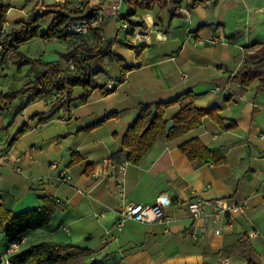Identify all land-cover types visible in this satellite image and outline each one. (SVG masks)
<instances>
[{
	"label": "crops",
	"instance_id": "crops-1",
	"mask_svg": "<svg viewBox=\"0 0 264 264\" xmlns=\"http://www.w3.org/2000/svg\"><path fill=\"white\" fill-rule=\"evenodd\" d=\"M66 1L99 4L106 20L103 38L135 67L119 81L117 64L100 62L97 68L105 73L96 81L105 88L111 84L113 90L102 95L98 87L85 103L79 101L82 91L75 87L70 102L57 104L58 92L30 103H26L29 94L18 95L7 111L0 112V204L20 211L43 205L42 196L56 202L49 225L26 233L21 246L71 242L87 249L90 261L104 264H220L221 259L226 264H264V89L255 92L258 80L243 86L228 79L244 63H257L264 54V35L259 31L264 34V0H218L214 6L199 5L190 11L185 0L181 15L174 17L173 6L138 9L135 18L143 19L147 27L132 26L131 34L121 28L119 19L126 10L125 0ZM45 6L40 1L29 12L43 11ZM19 12L22 17L30 14L25 9ZM14 25L5 23L0 35ZM47 25L45 20L41 28ZM211 36L220 40L212 43ZM30 41L38 44L30 45L27 56L55 60L93 39L75 33L62 41ZM121 42L143 49L137 54ZM37 47L41 50L35 51ZM4 68L1 74L15 70L12 63ZM30 79L22 72L19 78H7L0 90H17ZM187 90L194 93L197 106L217 107L221 123L204 116L179 137L157 140L139 164L129 163L121 142L138 114L137 105L167 101ZM179 108L168 106L165 118L170 120ZM109 112L116 114L83 129ZM38 113L47 117L40 119ZM23 125L26 131L9 144ZM196 137L220 152L225 162L191 164L179 145ZM105 158L112 165L105 166ZM121 162H125L122 173ZM160 194L171 199L163 206L168 220L125 219L117 227L124 202L153 203ZM196 195L244 204L245 212L208 221L204 237L195 242L191 233L203 218H191L187 201ZM211 211L206 206L204 215ZM254 228L260 233L252 237L249 232Z\"/></svg>",
	"mask_w": 264,
	"mask_h": 264
},
{
	"label": "trees",
	"instance_id": "trees-1",
	"mask_svg": "<svg viewBox=\"0 0 264 264\" xmlns=\"http://www.w3.org/2000/svg\"><path fill=\"white\" fill-rule=\"evenodd\" d=\"M185 0H125L126 10L119 14V19L128 20L132 26L147 27L143 19H136L138 9H152L158 6L160 9L173 6L174 16L181 15L180 7ZM187 10L196 6H214L218 0H186ZM6 0H0V28L6 23V13L9 9ZM99 4L89 6L88 2L78 8L69 1H56L54 4L46 5L40 12H31L27 17L15 20L19 26L12 27L8 34L0 35L1 55L0 62L15 58L14 63L18 71L22 66L28 65L25 76L30 79L17 90L0 91V112L8 110L11 103L18 95H27L26 103H30L39 96L47 93L58 92L57 104H63L73 100V91L79 87L82 91L79 101H88L94 89H100L102 95L108 94L112 88L99 86L96 77L104 74L103 68H94L91 65L93 60L103 62H114L119 67L122 81L127 71L135 66L127 63L125 57L112 49V42L103 38L104 25L106 20L100 21L91 28L90 36L93 42L82 41L75 45L69 52L62 53L59 59L43 60L40 57H29L18 51L20 44L35 40H59L67 38L72 32L69 27L79 21L94 17V12L100 11ZM48 19L45 29L39 24L42 20ZM127 29V33H133V29ZM122 45L135 49L138 54L143 46L135 47L131 42H121ZM67 61L63 65L61 60ZM72 64V67L70 66ZM231 82L250 86L255 80L258 84L255 92L264 89V54L257 63L246 62L237 71L230 75ZM173 104L180 105L178 112L171 118L173 125L168 134L165 127L168 119L165 118V109ZM138 114L132 124L128 127L122 137L121 146L127 151V161L131 164H139L150 152L157 140L171 141L180 135L188 132L199 124L204 116H209L221 123L217 115V107L204 108L195 103L194 93L187 90L167 101L151 103H140L137 105ZM116 112H109L100 120L85 127L90 130L101 125L106 119L115 115ZM40 119L47 117L46 113L36 114ZM26 131L23 125L9 141L12 144ZM180 152L187 157L189 162L195 166L212 162L222 164L225 158L216 150L209 149L199 138H192L179 145ZM43 205L14 211L0 204V264H104L102 260L87 262V249L71 242L41 241L25 247L21 246V239L28 232L43 228L51 222L56 208L54 198L42 196ZM13 244L18 249L8 253V248ZM207 264V263H203Z\"/></svg>",
	"mask_w": 264,
	"mask_h": 264
},
{
	"label": "built area",
	"instance_id": "built-area-1",
	"mask_svg": "<svg viewBox=\"0 0 264 264\" xmlns=\"http://www.w3.org/2000/svg\"><path fill=\"white\" fill-rule=\"evenodd\" d=\"M78 8H82V6L77 5ZM103 20L102 14L100 11L94 12V17L85 20H79L73 23L69 27V32L71 34H80L83 36H90V30L92 27L97 25L100 21ZM131 27L128 20H123L121 23V28L123 30H127ZM70 36V35H68ZM91 37V36H90ZM220 39L216 36H211L209 41L212 43L218 42ZM72 67V64L70 63ZM108 88H112L111 84H108ZM264 137V136H263ZM5 154H1V158H5ZM103 164L105 166L112 165L110 158H105L103 160ZM125 166V162H121L118 165L119 171L123 172V167ZM52 168L56 167L55 163H52ZM106 176V172H103V177ZM66 178L70 179L71 176H66ZM171 199L168 198L165 194H160L156 201L153 203H142V202H124L122 204L120 218L117 221V227H120L125 219H132L142 223H152L155 221H162L164 219L168 220V216L165 214L163 206L165 204H170ZM209 206L212 211L209 214L204 215L205 207ZM187 207L190 213V216L193 220H198L199 218H203V222L201 224H195L196 229L192 231L191 238L193 241H200L206 231V223L210 220L218 221L221 217L226 215L231 216L234 213H243L245 212V205L241 203H236L234 201L227 200L226 198H215L210 200H203L200 196H192L187 201ZM215 233H220L219 229H215ZM250 235L257 236L260 231L258 228H254L250 230ZM18 245L13 244L8 248V253H11L18 249ZM220 264H226V259H221Z\"/></svg>",
	"mask_w": 264,
	"mask_h": 264
},
{
	"label": "rangeland",
	"instance_id": "rangeland-1",
	"mask_svg": "<svg viewBox=\"0 0 264 264\" xmlns=\"http://www.w3.org/2000/svg\"><path fill=\"white\" fill-rule=\"evenodd\" d=\"M44 2L46 5H51V4H54L56 2V0H6V2L9 4V9L6 13V23H10L13 24L15 23V20L18 19V18H21L22 15L21 13L19 12L20 9H25L27 12H29L30 10H32L31 8H33V6L38 3V2ZM75 4V3H74ZM83 4V3H81ZM34 9V8H33ZM40 12V11H39ZM30 13V12H29ZM45 20H48V19H44L42 20L39 24H43V21ZM243 23V21H242ZM252 25V24H251ZM14 26H19L18 24L14 25ZM13 26V27H14ZM11 30V29H10ZM260 31V34L264 35L263 34V31L259 30ZM6 31H4L2 34H8V33H5ZM1 34V35H2ZM38 42V41H37ZM33 45L34 44H38V43H34V41H30V42H27L21 49L18 48L19 52L21 54H24V55H27L26 53L29 51V49L31 48L30 45ZM1 47V46H0ZM35 51H39L41 50L40 47H37V48H34ZM1 51L2 49L0 48V55H1ZM29 57H32V56H29ZM37 58V57H35ZM41 59H45L44 57H40ZM14 60L15 58L13 57H9L8 60H4L0 63H2V69H0V84H2L7 78H19V75L22 73V72H26L27 69L29 68L28 65H24L21 67V69L18 71L17 69V65L16 63H14ZM47 60V59H45ZM49 60V59H48ZM101 61L96 59L94 61L91 62V65L94 67V68H97V67H101ZM8 63H12L14 66H15V70L12 71V72H9L7 69L4 71V74H1L2 71L5 69L4 67H6V64ZM28 67V68H26ZM25 69V70H23ZM15 76V77H14ZM2 91V90H0ZM4 92V91H3ZM7 111V110H6ZM0 173L1 172V169H0ZM24 246V245H23ZM21 246V247H23ZM0 247H2L1 243H0ZM87 262H90V260L88 258L85 259Z\"/></svg>",
	"mask_w": 264,
	"mask_h": 264
},
{
	"label": "water",
	"instance_id": "water-1",
	"mask_svg": "<svg viewBox=\"0 0 264 264\" xmlns=\"http://www.w3.org/2000/svg\"><path fill=\"white\" fill-rule=\"evenodd\" d=\"M172 125H173V120L172 119L168 120V122L166 124V127H165V133L166 134H168L169 129L172 127ZM88 238H89V236H87L86 239H88Z\"/></svg>",
	"mask_w": 264,
	"mask_h": 264
}]
</instances>
